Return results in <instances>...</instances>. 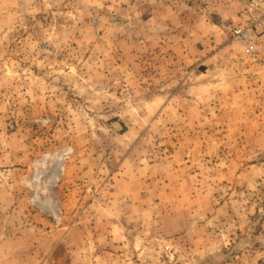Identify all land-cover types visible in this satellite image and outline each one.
Masks as SVG:
<instances>
[{
	"label": "rangeland",
	"instance_id": "rangeland-1",
	"mask_svg": "<svg viewBox=\"0 0 264 264\" xmlns=\"http://www.w3.org/2000/svg\"><path fill=\"white\" fill-rule=\"evenodd\" d=\"M9 254L264 264V0H0Z\"/></svg>",
	"mask_w": 264,
	"mask_h": 264
},
{
	"label": "crops",
	"instance_id": "crops-1",
	"mask_svg": "<svg viewBox=\"0 0 264 264\" xmlns=\"http://www.w3.org/2000/svg\"><path fill=\"white\" fill-rule=\"evenodd\" d=\"M18 252V253H23L25 252L23 249H10L9 247V253H13V252ZM33 259V258H32ZM34 260V259H33ZM31 261L27 258V255H24V254H19V255H16V256H12L9 254V264H34L35 261Z\"/></svg>",
	"mask_w": 264,
	"mask_h": 264
}]
</instances>
